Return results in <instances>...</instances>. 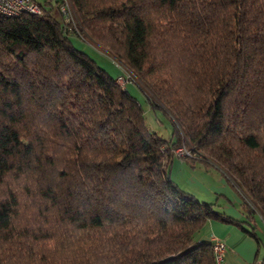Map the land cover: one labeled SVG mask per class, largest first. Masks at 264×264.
Here are the masks:
<instances>
[{"label":"trees","instance_id":"1","mask_svg":"<svg viewBox=\"0 0 264 264\" xmlns=\"http://www.w3.org/2000/svg\"><path fill=\"white\" fill-rule=\"evenodd\" d=\"M68 1L71 22L49 0L38 15L0 13V264H215L193 240L208 219L258 241L264 0ZM73 33L166 114L168 140ZM180 149L238 189L243 221L170 179Z\"/></svg>","mask_w":264,"mask_h":264},{"label":"rangeland","instance_id":"2","mask_svg":"<svg viewBox=\"0 0 264 264\" xmlns=\"http://www.w3.org/2000/svg\"><path fill=\"white\" fill-rule=\"evenodd\" d=\"M35 1L42 2V0ZM54 1L55 0H49V4L45 5V8L50 9L51 14L59 22H61V15L56 10ZM68 39L74 48L84 52L96 63L97 66L104 69L109 75L116 76L117 72H119V68L115 65V63L112 62V60L105 53L95 47L83 33L70 34L68 36ZM125 89L136 99L138 104L141 106L142 115L146 127L149 130L156 132L163 139L168 140L170 138L171 124L166 114H164V112L159 108L151 107L144 92L138 89V87L133 82L127 81L125 83ZM185 156L186 153L184 152L181 154L179 153V150L173 155L167 170L170 179L174 183H176V185H178V187L182 191L193 195L195 198H219L220 192L217 189V184H215L214 181L216 174L210 170H203L201 165H199L196 161ZM190 174L196 178H199L200 183H205L207 185L206 187H209L211 189L210 193L206 194V191L202 187H198V189H196L197 187L193 188L192 186L185 185V179H187V176H189ZM213 187H216V189H213ZM210 203H212V201H210ZM212 204L213 208L217 209V204ZM253 217L255 222L254 230L261 237L264 243V224L256 212L253 213Z\"/></svg>","mask_w":264,"mask_h":264},{"label":"crops","instance_id":"3","mask_svg":"<svg viewBox=\"0 0 264 264\" xmlns=\"http://www.w3.org/2000/svg\"><path fill=\"white\" fill-rule=\"evenodd\" d=\"M194 161L201 165L203 170H210L216 174L214 181L215 184H217V189L220 192L219 198L196 199L200 201L204 200L209 203L212 201V203L215 205L217 204L216 210L222 212L225 216L243 221L244 210L242 208V203L244 200L238 189L228 185L223 172L214 164L210 162H202L200 160ZM199 181V178H196L190 174L187 176V179H185V185L192 186L193 188L197 187L196 189H198V187H202L206 191V194H209L211 189L206 187L207 185L205 183L202 184ZM213 189H216V187H213ZM241 225L244 229L249 230L248 225L245 223H242ZM255 234L259 238L258 241L232 223H224L208 219L205 221L203 226L195 232L193 235V240L194 242L211 243L212 239H216L222 242L223 255L219 261V264H253L255 260H258L264 254L263 240L256 232Z\"/></svg>","mask_w":264,"mask_h":264},{"label":"built area","instance_id":"4","mask_svg":"<svg viewBox=\"0 0 264 264\" xmlns=\"http://www.w3.org/2000/svg\"><path fill=\"white\" fill-rule=\"evenodd\" d=\"M57 9L64 22L72 21V14L68 0H58ZM23 12L38 15L41 10L39 5L33 0H0L1 14L5 16H16ZM127 81L131 80L125 72H121L119 75L115 76V82L121 89L125 88V83ZM179 153L182 154L184 152L180 149ZM211 246L214 262L215 264H219L223 255V243L219 240L212 239ZM253 264H264V254L261 258L255 260Z\"/></svg>","mask_w":264,"mask_h":264}]
</instances>
